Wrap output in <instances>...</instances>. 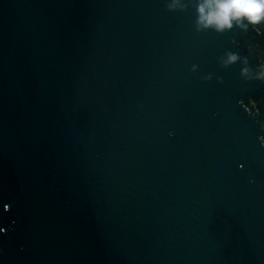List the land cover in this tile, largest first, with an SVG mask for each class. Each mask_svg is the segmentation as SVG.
Instances as JSON below:
<instances>
[{
	"label": "water",
	"instance_id": "water-1",
	"mask_svg": "<svg viewBox=\"0 0 264 264\" xmlns=\"http://www.w3.org/2000/svg\"><path fill=\"white\" fill-rule=\"evenodd\" d=\"M167 2L0 0V264H264V24Z\"/></svg>",
	"mask_w": 264,
	"mask_h": 264
},
{
	"label": "clouds",
	"instance_id": "clouds-1",
	"mask_svg": "<svg viewBox=\"0 0 264 264\" xmlns=\"http://www.w3.org/2000/svg\"><path fill=\"white\" fill-rule=\"evenodd\" d=\"M189 4L194 6V26L197 32L212 30L216 33H224L233 28L247 32L249 28L259 34V25L264 24V0H168V11H184ZM240 62L242 64L240 76L245 81L257 80L264 82V59H261L255 69L249 67L247 57L231 51L225 52L220 58V65L224 68ZM196 70L193 65L192 71ZM205 79H210L206 77ZM255 108V104L249 101ZM243 106V105H242ZM247 111V108H245ZM256 115V113H252ZM264 130V122L260 123ZM264 146V137H259ZM8 206H5L7 210Z\"/></svg>",
	"mask_w": 264,
	"mask_h": 264
}]
</instances>
